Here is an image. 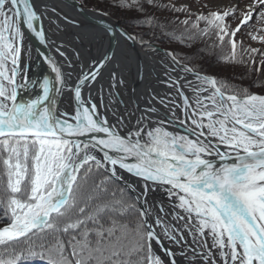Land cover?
<instances>
[{
  "label": "snow or ice",
  "instance_id": "snow-or-ice-1",
  "mask_svg": "<svg viewBox=\"0 0 264 264\" xmlns=\"http://www.w3.org/2000/svg\"><path fill=\"white\" fill-rule=\"evenodd\" d=\"M145 4L187 10L156 0H121L122 7L141 12ZM253 13L264 26V0H253L239 16L235 7L210 11L181 21L185 28L180 35L160 26L161 36L179 43L207 37L213 47L228 49L225 62L247 64L244 53L264 55L235 39ZM42 15L30 0H0V248L7 255L0 256V264L34 259L43 264H264V95L201 75L189 66L195 53L180 58L168 51L172 67L165 65L163 83L182 103L171 93L153 97L170 113L167 120L154 119L159 115L154 107L143 112L119 107L123 101L114 89L124 84L128 65L120 61L108 68L105 80L103 70L115 59L107 54L84 64L75 80L72 72L45 57L55 83L45 77L42 95L19 102L18 89L26 87L17 79L22 71L21 20L46 43L43 28L34 26ZM229 17L237 21L235 28L226 22ZM247 35L264 43V34ZM57 52L73 68L67 49ZM144 71L150 75L148 67ZM189 74L195 81L187 79ZM53 92L67 97L70 111L59 110ZM173 121L187 134L164 127ZM213 158L225 163L217 166ZM121 170L143 182L134 197L125 196L137 188ZM156 188L168 197L169 208L149 200ZM21 240L22 247L7 253ZM164 240L171 247H163ZM154 243L163 247L166 259L154 252Z\"/></svg>",
  "mask_w": 264,
  "mask_h": 264
},
{
  "label": "bare ground",
  "instance_id": "bare-ground-1",
  "mask_svg": "<svg viewBox=\"0 0 264 264\" xmlns=\"http://www.w3.org/2000/svg\"><path fill=\"white\" fill-rule=\"evenodd\" d=\"M42 1L43 3L46 2L51 5L47 7L48 11H45V7H43L45 4L40 6V12L43 13L42 19L47 31L49 44L51 45L55 54H58L59 56L60 54L57 52V48H60L61 51L67 49L66 55L72 62L73 68L70 69L67 67V62L65 61L64 57L60 56L63 61L59 62L57 60L59 58L54 54L56 58L55 59L53 55L47 50L46 43L43 45L35 33L29 30L21 20V30L24 32L21 54L22 71L17 79L18 82L26 84V87H21L18 89L19 102H27L42 95V88L40 85L42 84L45 77L55 83V73L52 72L51 67L45 57H50L58 64L62 65L63 71L72 72V79L75 80L77 73H79L81 70L79 67L80 65L83 66L84 64L90 63L93 60L100 59L104 54L109 56L112 46L115 45L116 52L113 56L115 59L107 66V68L103 70V72L105 80H107L108 68L116 66V64L120 61H124V63L128 65V70L124 71L122 77L124 79V84H117L114 89V92L117 94V99L123 101L122 104H119V107L123 109L127 105L130 110H136L138 108L140 112H143L148 107L153 106L154 108L158 109L157 112L159 114L158 117L154 116V119L167 120L170 118V113L168 110L159 103V97L153 99L156 94H159V96H168L169 93H171V98L175 99L177 104L182 103L179 97L176 96L175 91L168 89L163 83V81L167 80L164 70L165 65H167L169 68L172 67L170 57H166L164 54L166 52L165 50L157 46H144L145 42L142 43V41L139 39L141 38L139 34L131 33L120 25L119 26L127 32L128 36L133 37L131 41L124 39L126 38L124 37V33L114 36L109 35L108 37L107 34H105V31L98 29L95 31L94 29H84L73 26L58 19L57 16L54 15L52 9L56 7V9L64 12L65 14L69 15L70 13L72 18H80L81 23L86 26H98V28H106V30H109V27L113 29L109 21L108 23L105 21H98L99 19L97 14H94L96 17L95 19L77 15V13L70 9L68 3L63 2L62 0ZM76 2L80 3L79 0H76ZM80 7L86 9L81 4ZM53 21L55 23H53ZM34 26L36 27L35 24ZM92 35H95L96 37H103V39H91ZM153 49H158V51H153ZM77 52L80 53L79 57L76 56ZM122 53L126 54V56L122 55ZM32 55L34 57L37 55L38 63L36 61V70L33 68ZM146 67L150 69V75L145 73L144 70ZM84 71H87V69ZM173 75H175V73H173ZM181 75H183V73H181ZM187 79L195 81V77L192 74H189ZM132 86L135 88V91H131ZM105 91L107 92V84L105 85ZM185 92L190 98L193 96L190 89H185ZM51 95L56 97L60 111L63 112L71 110L67 97L63 95L56 96L55 92H53ZM83 95L85 98H87V88L83 90ZM93 95L95 96V92H93ZM74 106L75 105L73 102V109ZM176 113L178 116L182 117L180 109H177ZM137 114H139V112ZM173 123H177L178 127L173 126ZM164 127L168 131L174 133L187 134L185 131H183L184 128L180 127L176 121H173L172 123H165ZM222 147L224 148V146ZM121 173L126 178L127 183L134 184L136 186V193L128 192L131 197H134L140 192L141 182L134 179L126 172L122 171ZM123 183L124 182H120V185L123 186ZM149 200L163 202L166 208L171 206L168 197L159 188L149 192ZM188 239L191 240V236H189ZM162 243L163 247H171L167 240H164ZM163 247L160 245H155L154 243L153 250L157 255H160L162 259H166L164 256Z\"/></svg>",
  "mask_w": 264,
  "mask_h": 264
},
{
  "label": "rangeland",
  "instance_id": "rangeland-1",
  "mask_svg": "<svg viewBox=\"0 0 264 264\" xmlns=\"http://www.w3.org/2000/svg\"><path fill=\"white\" fill-rule=\"evenodd\" d=\"M112 1H116V0H88L87 2H95L96 4H98L99 6L104 7V11L106 10V12H108L109 14H107L106 12L100 11L101 9H98V12H102L106 15H109L110 17L116 19L118 21V24L122 27H124L126 30H128L129 32H132V26L130 24H128V26L130 28H128L126 25V23L124 22L123 18V12H128L131 11V17L133 15H135L137 12H139L137 9L135 8H127L128 10H124V11H117L116 7H113L111 5H109V2ZM118 2V0H117ZM253 0H163L162 2H158L157 4L159 5H174L176 8H181L184 7L187 10L183 11V12H177V11H173L170 10L169 8H164V7H154L153 5H147V7L145 8L143 13L150 12V15L147 16L146 21L149 18H152V27L151 29L154 30L155 34H159L161 36V28L160 26H164V30L166 32H176L177 35H180V33L183 31V28H185V25H183L181 23V21L185 20V19H189L190 20V14H195V16L200 15V14H204L207 15L210 11H223L226 10L230 7H235L236 8V15L239 16L240 13L242 11H247L248 10V5L252 4ZM81 4V3H80ZM86 8V7H85ZM87 9H91L92 8H87ZM257 13H253V19L251 21H249V27H242L241 32L237 33L238 38H241L242 36L245 35V30H249L251 27L250 32L255 34V35H260V34H264V32L261 31L262 25H260L258 23L259 20V16L257 14V16H255ZM191 22V21H190ZM202 22V21H201ZM226 22L231 23V26L233 28H235L237 21L233 20L231 17L226 18ZM257 24V26H256ZM257 27L256 28L254 27ZM146 29V28H145ZM147 30V29H146ZM150 30V29H149ZM152 31H150L149 33H151ZM248 33V32H247ZM246 33V35L244 36V43H242V46H247L248 48H256L258 50H264V43H261L259 40H252L250 36H248ZM144 36V35H143ZM142 36V37H143ZM206 39V38H205ZM242 40V39H241ZM141 41L145 42L144 46L148 45V46H152V47H159L163 50H165L166 52L168 51H174L176 54L179 53L183 56H185L186 52L183 49H190V47L188 45H190L189 41H185L184 43H179L176 41L173 42H169V40L166 37H160L159 39H149L146 37V39H141ZM199 42L203 45H205L208 41H203L201 40V38H199ZM241 42V41H240ZM183 48V49H182ZM196 45H193L192 50H195ZM244 48V47H243ZM201 52V51H200ZM198 55V59H203L204 58V52H201V54L195 53ZM178 55V54H177ZM246 55H249V59L250 60V55L248 53L243 54V56L245 57ZM179 57V56H178ZM253 57V56H251ZM181 58V57H180ZM222 63H225V66H220V67H214V65H212L211 63L209 64L207 62L206 66H200L198 64H194L196 69L200 72V74L202 75H208V76H214L213 74H216V76L218 77H223L225 76L226 73L221 72L220 68H223L224 70L228 71V65L224 60H219ZM218 65V64H217ZM189 66H193L191 64H189ZM219 66V65H218ZM247 69H249V66L247 65ZM242 70H245V67L242 68ZM249 71V70H248ZM241 72V71H240ZM236 73V72H235ZM248 74V72H246ZM234 74V72H233ZM239 75V74H238ZM229 77V75H228ZM236 77V76H234ZM238 78V77H236ZM255 77L251 76L248 77V81H251L252 79H254ZM240 80H244V77L239 78ZM251 85L247 84V86L249 87ZM264 89V87H259ZM253 94H261L258 92H253ZM264 95V94H262Z\"/></svg>",
  "mask_w": 264,
  "mask_h": 264
},
{
  "label": "trees",
  "instance_id": "trees-1",
  "mask_svg": "<svg viewBox=\"0 0 264 264\" xmlns=\"http://www.w3.org/2000/svg\"><path fill=\"white\" fill-rule=\"evenodd\" d=\"M88 0H79V2L81 3V5L83 7H86V8H92L94 10H98V9H101L100 11H103V12H106V10L104 11V7L102 6H99L98 4H96L95 2H87ZM110 1V0H109ZM163 0H156V3L158 2H162ZM129 3H131V0H128ZM141 2H143V0H141ZM109 5L113 6V7H116L117 8V11H124V10H128L127 7H122L121 6V0H117L116 1H112V2H109ZM147 7V4H145V8ZM144 12V11H143ZM141 11L137 12L135 15H133L132 17L130 16L131 15V11H128V12H123V20L124 22L126 23L125 26H127L128 28H130L128 26V24H130L132 27V32L134 34H139L141 36V38H139L140 40L141 39H146L147 38H151L153 39V32L154 30L151 29L152 27V23L149 24L146 22V19H147V16L150 15V12H147L146 13H143ZM107 14H109L108 12H106ZM198 16V15H197ZM257 16V14L255 15ZM146 18V19H145ZM196 18L195 14H190V21H194ZM152 18H149L148 20H151ZM147 20V21H148ZM261 25V24H260ZM204 22H200V27H204ZM251 26V25H249ZM247 26V27H249ZM257 26V24H256ZM254 26L257 30V27ZM147 30H146V29ZM150 29V30H149ZM184 30V28H183ZM251 30V27L249 30H245V35L246 33L250 32ZM150 31H152L151 33H149ZM144 35V36H143ZM156 37L159 39L161 36L158 34H155ZM244 35V36H245ZM143 36V37H142ZM239 36V35H237ZM236 36V40L237 41H241L242 43L246 44L244 42V36H242L241 38H238ZM199 38H201V40H203L204 42L205 41H208L205 45L201 44L199 42ZM193 41H189L190 42V49L186 50V49H183L185 50V54H191V53H200L201 52H204V58L203 59H198V55L196 54L194 58H192L191 60V65H194V64H198L200 66H206L207 65V62L212 65H214V67H220V66H225V63H222L221 61L219 60H223L222 57L224 54L227 53L228 49H224V51L222 52L221 49L219 47H213V41L208 39L207 37H199ZM206 38V39H205ZM242 39V40H241ZM193 45H196V48L195 50H192V47ZM245 49H247L248 47L247 46H243ZM201 51V52H200ZM237 51L239 52L240 49L238 48ZM260 52H264V50H260ZM179 57L181 58H184L185 56L177 53ZM245 54V53H244ZM249 55H246L244 57L249 59L248 57ZM250 56H253L252 58L255 59V63H252L251 60H247L245 59L246 61H249L247 64H232V63H227V65L229 66L228 67V71L224 70L223 68H220L221 69V72L223 73H226L225 76L223 77H218L216 76V74H213L214 77H216L218 80H225L227 81V83L231 86H235L237 88H246L250 93H253V92H258V93H261V94H264V89L262 88H259L261 87L262 85H264V63H261V61H264V55H260L259 53H251ZM219 66H218V65ZM247 65L249 66V69H247ZM245 67V70H242V68ZM256 69H259L258 71ZM249 70V71H248ZM241 71V72H240ZM234 72V74H233ZM236 72V73H235ZM248 72V74L246 73ZM239 74V75H238ZM229 75V77H228ZM238 78H236V77ZM255 77L254 79H252L251 81H248V77ZM241 77H244V80H240L239 78ZM251 85L248 87L247 84H250ZM95 179H99L98 177H96ZM2 184H3V180L0 179V187H2ZM120 193H117V196H119ZM125 196H128V197H131L130 194L128 192H125ZM0 216H3V212L0 211ZM5 222H7V218L5 217ZM129 221L131 223H135L136 221V216L135 214H132L129 216ZM0 226H3L2 223H0ZM23 243L24 241L21 240L20 242H14L13 245H10L7 249V253H11L12 251V248L13 247H16L17 249H19L20 247L23 246ZM0 256H3L5 259L7 258V255L4 251L3 248H0ZM26 264H43L42 261L38 260V259H34V260H30V261H27Z\"/></svg>",
  "mask_w": 264,
  "mask_h": 264
},
{
  "label": "water",
  "instance_id": "water-1",
  "mask_svg": "<svg viewBox=\"0 0 264 264\" xmlns=\"http://www.w3.org/2000/svg\"><path fill=\"white\" fill-rule=\"evenodd\" d=\"M62 1L63 2H67L68 6H70V9L73 12L77 13V15H80V16H83V17H86V18H94L95 19L96 17L94 16V14H97L98 15V19H99L98 21H105L107 23L109 21L111 23L113 29L111 27H109V30H106V28H98V26H86V25H83L81 23V19L80 18L77 17V19H74V18H72L70 16V13H69V15L65 14L64 12L56 9V7H55V12H53L54 15L59 17V19L62 20L63 22L69 23V24H71L73 26H76V27H79V28L94 29L95 31L98 29V30H101V31H105L106 32L105 34H107L108 37H109V35L114 36V35L122 34V33H124V34L126 33L127 34V32L124 29H122V27L119 26L117 20L112 18V17H110L109 15H106V14H104L102 12H98V11H94V10H91V9H87V8L84 9V8L80 7V3H77L76 0H62ZM30 2L33 3L35 9L38 11V14L41 13L40 12V6H43V4H45V6H43V7L51 6L50 4H48L46 2L43 3L42 0H30ZM34 24L36 25L37 30H40L41 28H43V30L45 31V34H46V38H47V31H46L45 25L43 23L42 17H41L40 20L35 21ZM84 26H86V27H84ZM127 36L128 35H124V37H126L124 39L127 40V41H129V40L131 41V39H127ZM43 45H45V43H43ZM46 45H47V50L49 51V53H51L53 55V57L55 58V56H54L55 52L53 51L51 45L49 44L48 38H47ZM115 52H116V46L113 45L112 48H111V51L109 53V57H113ZM55 55L59 58V59H57L59 62L63 61L62 58L58 54H55ZM31 57H32L33 66H34L33 68H34V70H36L37 55H35V57L32 55ZM37 63H38V61H37ZM79 67L81 68L82 66L80 65ZM85 69H87V68L85 67L84 70ZM77 70H79V69H77ZM133 90L135 91V88L132 86L131 91H133ZM150 107H153V106H150ZM103 111H104L103 108H101V112H103ZM157 111H158V109H157ZM173 126H177L178 127L177 123H173ZM183 131H185V129H183ZM213 143H215V142L213 141ZM221 150L223 151L225 149L221 146ZM234 156H235V154L233 153V157ZM213 159H214V162L217 164V166H219L222 163H225V161H220L218 158H213ZM226 162L227 163H233L234 159L226 161ZM122 171L123 170H121V172ZM128 175H130V174H128ZM131 177H133V176H131ZM133 178L138 180L139 182H141V184L143 183L142 181L139 180V178H136V177H133ZM141 190H142V188H140V191Z\"/></svg>",
  "mask_w": 264,
  "mask_h": 264
}]
</instances>
